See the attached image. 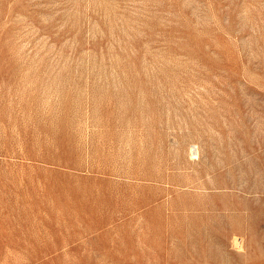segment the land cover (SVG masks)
Masks as SVG:
<instances>
[{"label": "rangeland", "instance_id": "rangeland-1", "mask_svg": "<svg viewBox=\"0 0 264 264\" xmlns=\"http://www.w3.org/2000/svg\"><path fill=\"white\" fill-rule=\"evenodd\" d=\"M0 264H264V0H0Z\"/></svg>", "mask_w": 264, "mask_h": 264}]
</instances>
